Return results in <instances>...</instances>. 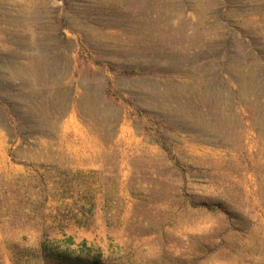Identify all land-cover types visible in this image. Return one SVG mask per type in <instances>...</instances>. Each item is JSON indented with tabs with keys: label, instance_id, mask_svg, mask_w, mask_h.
Returning a JSON list of instances; mask_svg holds the SVG:
<instances>
[{
	"label": "rangeland",
	"instance_id": "374dc122",
	"mask_svg": "<svg viewBox=\"0 0 264 264\" xmlns=\"http://www.w3.org/2000/svg\"><path fill=\"white\" fill-rule=\"evenodd\" d=\"M264 264V0H0V264Z\"/></svg>",
	"mask_w": 264,
	"mask_h": 264
},
{
	"label": "trees",
	"instance_id": "16d2710c",
	"mask_svg": "<svg viewBox=\"0 0 264 264\" xmlns=\"http://www.w3.org/2000/svg\"><path fill=\"white\" fill-rule=\"evenodd\" d=\"M58 264H100V258H94L92 260H83L81 257H76L74 259L60 255L57 258Z\"/></svg>",
	"mask_w": 264,
	"mask_h": 264
}]
</instances>
